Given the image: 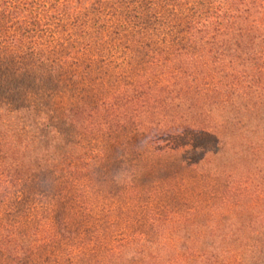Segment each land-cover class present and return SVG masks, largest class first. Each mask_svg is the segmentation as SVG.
<instances>
[{"label":"trees","instance_id":"trees-1","mask_svg":"<svg viewBox=\"0 0 264 264\" xmlns=\"http://www.w3.org/2000/svg\"><path fill=\"white\" fill-rule=\"evenodd\" d=\"M116 48L129 57L122 64ZM128 64L141 69L129 85L121 74L112 90L97 82L101 68ZM130 97L158 109L155 122L181 129L191 126L186 120L202 100L199 115H211L222 130L204 136L205 126L196 128L199 136L172 156L207 171L203 179L220 171L219 161L243 167L209 208L195 212L190 224L176 222L170 236L164 211L137 206L143 227L115 246L119 263L264 264V0H0V264H38L40 233L49 240L41 242L44 250L81 230L68 210L76 206L71 190L81 185L88 158L93 167H116L114 195L129 184L124 170L133 157L87 150L82 139L89 130L117 138L131 128L152 149L160 146L167 125L165 132L149 129L146 113L134 121L133 112L130 119L117 114ZM59 177L73 181L56 192ZM141 179L154 181L151 169ZM41 202L56 208L32 212ZM87 208L79 206L82 213ZM29 215L34 229L24 226ZM86 232L106 242L95 227ZM170 244L181 251L169 252Z\"/></svg>","mask_w":264,"mask_h":264},{"label":"rangeland","instance_id":"rangeland-1","mask_svg":"<svg viewBox=\"0 0 264 264\" xmlns=\"http://www.w3.org/2000/svg\"><path fill=\"white\" fill-rule=\"evenodd\" d=\"M118 52L121 51L116 48L114 55ZM128 58V56L123 55L121 52L114 59L119 64H122L121 60ZM135 67L138 66L136 65ZM135 67H131L130 64L125 67L111 65L107 68L108 72H104V69L101 68L96 73L99 76L97 82L102 81L105 86L104 88L107 87V90H112V85L115 84V76L121 74L127 86L134 81L132 77L138 73V70H141ZM150 73V70L146 72V74ZM117 88L119 87L117 86ZM119 89L123 91L126 88ZM205 96L208 95H204L201 98L208 101L209 97ZM128 102L126 105L121 106L117 114L121 112L124 117L127 116L130 119L133 112L131 120L134 121L135 114L142 115L146 113L145 115L152 121L149 129L157 128V130L165 132L167 125V133L159 135L158 142L160 146L152 149L149 138L144 140L140 136V133L135 132L131 128L125 135L118 136L117 138H115L116 135L112 136L89 130L82 139V143L86 146L87 150L90 148H101L103 157L106 156L105 151L110 156L126 151L129 154L127 157H133L127 163L124 170V175L127 174L129 176V178L125 176L129 184L124 188L122 184L121 190L114 195L110 191V185L112 184L111 178L116 171V167H93L88 158V166L82 169L83 176L79 182L81 185L71 190V202L72 204L74 203L72 198L74 197L77 202L76 206L73 209V213L70 214L71 209L68 210L71 220L75 223H81L82 228L74 237L62 240L61 238H57L55 242H50L48 248L46 247L44 250H42L41 242H49V240H41L40 233L36 238L37 244H40V246L38 251L36 250L37 254L35 253L36 261L40 260L38 264H121L118 258L114 256L119 251V248H115V246L118 242L122 243L136 228L143 227L141 214L139 213L140 208L137 206L147 207L148 210L160 209L164 211L165 227L167 229L165 228L163 232L170 236L176 230L172 227L176 226V222H183L185 225L190 224L194 213L205 206L206 209L208 206H211L216 198L214 196L220 195L225 188L224 186L230 183L229 178L234 179L232 176L235 177L238 172H241L243 167L241 161L235 159H231L229 163L219 161L220 171L214 172V175L207 177L208 179H203V173L207 171L199 169L194 163L180 164L179 159L172 156L174 148L181 146L183 143L190 145L199 136L193 135L196 128L205 126L203 128L204 136L209 132L215 134L222 130L221 124L216 119L213 121L211 115L208 114L205 119H203L202 115H199L198 112H201V108L204 107L202 100L197 101L192 107V110L195 112L194 117L186 120L191 126L183 129L173 124H166V122L159 119H156L157 122H155L154 116L158 109H153L148 106V103L142 104L141 100H136L133 97H130V101ZM204 105L206 106V104ZM202 120H205V122L201 124ZM231 143L230 150L235 151L237 140H233ZM113 144L119 148V151L113 150ZM159 148H161V154L158 153L160 151ZM161 168H165L164 175H161L159 172ZM149 169L154 174V181L145 182L141 179V174L144 171H149ZM65 181L72 182L73 178H56L55 183H57V186L54 190L60 192L59 183ZM79 186L80 189H78ZM142 188H147V191L150 192L149 197L145 196ZM99 202H104L103 212L101 211ZM90 204L95 205L96 209L89 210ZM80 205L88 206L84 213L80 212ZM42 207L49 208L50 210L56 208L55 205L49 202H41L33 207L34 210L32 212L38 209L41 210ZM38 220L39 218L36 221ZM23 222H25L24 226H27L29 229L32 226L34 229L36 226L35 220H32L31 215H29L28 219H24ZM90 227H95L96 232H98L101 238L100 240H106L104 244L100 245L101 241L98 243L96 239L90 238L86 232ZM198 232L203 233V231ZM158 233L155 230L152 232L153 240L158 237ZM158 240L163 244L168 245L169 243L167 239ZM82 241L85 244L80 247L79 245ZM128 248L129 245H127L126 250ZM163 248L165 249L166 247L164 246ZM168 250L169 252L181 251L175 244H170ZM31 256L34 258V255ZM130 264L144 263L134 262Z\"/></svg>","mask_w":264,"mask_h":264}]
</instances>
